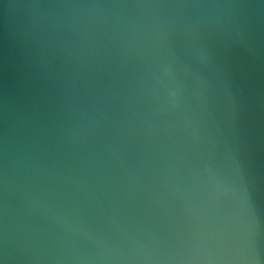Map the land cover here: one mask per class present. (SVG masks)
<instances>
[{
    "label": "water",
    "instance_id": "obj_1",
    "mask_svg": "<svg viewBox=\"0 0 264 264\" xmlns=\"http://www.w3.org/2000/svg\"><path fill=\"white\" fill-rule=\"evenodd\" d=\"M33 2L0 0V264H120L98 259L117 242L188 254L181 210L158 191L173 175V153L140 132L142 62L108 36L90 52L34 41ZM250 24L255 55L221 46L206 75L216 90L214 126L225 133L226 84L243 93L242 139L264 264V10L253 9ZM172 147L181 186L197 185L198 153ZM231 213L228 201L203 209L210 226Z\"/></svg>",
    "mask_w": 264,
    "mask_h": 264
},
{
    "label": "clouds",
    "instance_id": "obj_2",
    "mask_svg": "<svg viewBox=\"0 0 264 264\" xmlns=\"http://www.w3.org/2000/svg\"><path fill=\"white\" fill-rule=\"evenodd\" d=\"M34 41H57L62 48L92 51L102 37L134 53L146 77L140 125L146 143L173 153V175L158 190L171 195L188 230V254H161L142 244L107 245L102 261L132 264H261L259 224L250 163L242 139L244 97L227 85L229 127L215 125L216 90L206 75L220 59L219 48L235 46L254 56L249 0H34L30 5ZM225 64L227 57H224ZM218 135L222 137L218 139ZM175 148L197 152L198 184H180ZM228 201L232 213L222 226H210L204 206Z\"/></svg>",
    "mask_w": 264,
    "mask_h": 264
}]
</instances>
